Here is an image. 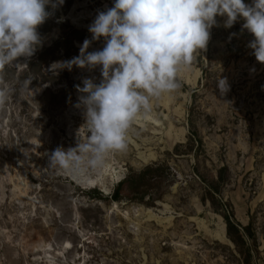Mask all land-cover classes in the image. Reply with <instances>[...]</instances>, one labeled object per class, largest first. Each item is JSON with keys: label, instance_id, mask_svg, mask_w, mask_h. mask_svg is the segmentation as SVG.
Wrapping results in <instances>:
<instances>
[{"label": "rangeland", "instance_id": "374dc122", "mask_svg": "<svg viewBox=\"0 0 264 264\" xmlns=\"http://www.w3.org/2000/svg\"><path fill=\"white\" fill-rule=\"evenodd\" d=\"M113 5L64 0L49 7L34 55L0 69L7 91L0 104V264H46L38 249L67 241L64 258L49 253L55 264L80 256L83 264L84 255L85 264H243L247 246L250 263L264 264V64L247 46L254 37L242 18L226 28L217 16L207 49L178 72L179 89L151 99L145 122L156 133L132 124L126 150L108 153L103 168L49 167L56 148L87 139L75 85L102 79L99 67L69 71L59 62L79 55L98 11ZM104 43L101 37L88 51ZM219 78H227L226 94ZM106 169V182L115 177L110 194L82 184ZM227 217L251 228L238 238L240 249ZM223 221L226 243L216 237Z\"/></svg>", "mask_w": 264, "mask_h": 264}, {"label": "clouds", "instance_id": "9594fccd", "mask_svg": "<svg viewBox=\"0 0 264 264\" xmlns=\"http://www.w3.org/2000/svg\"><path fill=\"white\" fill-rule=\"evenodd\" d=\"M64 0H0V69L31 58L41 46L38 31ZM217 16L231 28L239 18L254 39L248 47L264 64V0H114L98 11L89 25L91 39L79 46V55L59 62L72 68H100L99 83L85 77L75 85L87 139L78 135L75 147H58L49 156V167L82 171L103 166L113 151L127 148V132L137 115L151 109V99L181 86L178 72L190 65L194 53L207 49ZM104 38L101 50L88 51ZM220 93L230 90L227 78H219ZM7 91L0 89V104ZM79 133V131H78Z\"/></svg>", "mask_w": 264, "mask_h": 264}, {"label": "bare ground", "instance_id": "6f19581e", "mask_svg": "<svg viewBox=\"0 0 264 264\" xmlns=\"http://www.w3.org/2000/svg\"><path fill=\"white\" fill-rule=\"evenodd\" d=\"M150 119L148 114H141V115H137L135 121L133 122V124H136L137 126H139L140 130L142 132H152V133H156L157 129L152 126V125H148L146 124V120ZM155 124H158L157 122H154ZM129 140V139H127ZM108 165V163H107ZM105 166V164H104ZM103 168V166H102ZM102 170V169H101ZM109 174L108 170L106 169L104 172L102 171L97 177H87V181L86 182H82V184H87V185H92V186H100L101 190L103 193L105 194H110L111 193V186L113 185V182H115V177L113 174H110V178L108 179V182L105 181L106 179V175ZM76 181H80V180H76ZM79 183V182H78ZM115 205H117V202H114ZM159 205H164L165 207L167 206L165 203L163 202H158ZM149 218L146 220H150L152 217H154L155 215L150 212L148 214ZM195 217H190V220H194ZM226 232V223L223 221L222 223V229L220 232H218L216 234V237L218 240H220L223 243L229 242V240L227 239V236L225 234ZM85 236V234H83L81 237ZM71 248V243L69 241L65 242L60 248L57 249V247H54L53 244L48 243L43 245V247L38 249L37 253L43 254L44 256H42V262L46 263V264H55L54 260H53V256L49 253H54V255H58L61 258H64L66 252H68ZM85 256L84 255V263L85 264ZM78 257H74V261L75 264H81L82 260H83V256H80L79 258V262L76 260Z\"/></svg>", "mask_w": 264, "mask_h": 264}, {"label": "trees", "instance_id": "16d2710c", "mask_svg": "<svg viewBox=\"0 0 264 264\" xmlns=\"http://www.w3.org/2000/svg\"><path fill=\"white\" fill-rule=\"evenodd\" d=\"M124 181V179H121L119 181L118 186L114 189V192L112 194V198L115 200H118L121 196V189H120V184H122ZM227 223V232L229 237L232 239V241L235 243V245L237 247H239V241L238 238H240L241 240H243V235L244 234H249L250 231V227L249 226H245V227H239L238 223L234 221V219L232 218H228L226 220ZM240 249V247H239ZM242 254H244L243 257V264H251V250L250 247L247 246L244 250H240Z\"/></svg>", "mask_w": 264, "mask_h": 264}]
</instances>
